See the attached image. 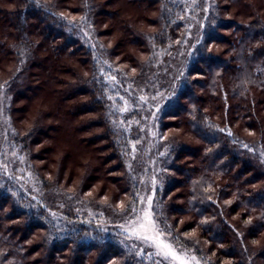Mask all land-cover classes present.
I'll return each instance as SVG.
<instances>
[{"label": "trees", "instance_id": "1", "mask_svg": "<svg viewBox=\"0 0 264 264\" xmlns=\"http://www.w3.org/2000/svg\"><path fill=\"white\" fill-rule=\"evenodd\" d=\"M13 1L15 10L7 15L9 20L5 25V37L12 38L10 50L5 51L15 63L10 74L11 81L8 80L12 83L10 91L14 99L11 116L16 96H22V91L28 86L18 78L29 77L30 69L38 66L47 71L51 68L52 64L48 61L37 58V51L43 42L53 61L63 53L79 55L78 61L83 71L69 92L80 91L89 97L80 106L94 113L91 122L98 123L101 129L94 138L104 141L103 147L108 151L105 159H108L109 168L112 169L111 179L115 185L109 204L116 207V201L123 203L124 209L116 207L114 212L123 214V210L125 213L131 208V203L136 202V196L142 189L141 181L145 187V179L140 176L138 161L132 163V157H126L122 152L131 150L125 138H121L122 128L117 118H114V102L102 94V86L98 83L99 67L91 46L67 31L65 23L63 25L54 11L46 7V1ZM92 1L94 4L90 13L99 30L101 5L97 0ZM129 1L145 2L146 15L143 20L154 28L139 35L133 33V43L140 48L137 55L125 52L135 67L134 75L139 79L146 74L147 66L154 64L152 43L161 49L174 44L182 39L180 32L184 25L175 22L172 7L176 0ZM238 1L241 0H209L214 17L207 22L202 36L204 48L201 51H205L183 64V87L176 101L168 104L160 113L158 130H169L170 127L178 129V123L165 119L180 118V123L201 145L180 143L172 157L167 156L162 160L161 167L158 166L162 169L160 175L163 177V173H166L167 176L164 177L162 188L157 190V197L159 203L164 205L167 216L161 219L163 230H170L175 239L185 238L184 232L191 231L207 240L209 250L199 237H192L203 250L214 252L212 263L231 260L232 264H249L252 254L255 261L264 264V246L255 250L249 246L264 231V166L250 154L256 143L264 139V125L257 113V104L264 103L257 96V91L261 92L260 96L264 95V16L250 3L246 14L250 19H224L223 15L229 12V6ZM71 9L73 13L77 12L78 5ZM130 24L127 23L128 26ZM222 30H229L230 34H224ZM35 33L40 39L34 37ZM212 42L226 43L224 57H219L207 48ZM114 52L111 49V53ZM37 61L42 63L37 64ZM234 120L240 121L247 130H257L259 136L240 133L231 122ZM39 123L35 122L36 125L24 133L18 128L16 130V134L21 136L18 140L28 161L36 171L34 134L43 129ZM180 157H189L193 161L181 165ZM91 168L85 171L77 192L87 188L88 183L92 185L94 179L91 178ZM179 176L185 177L184 185L178 180ZM136 180H139L138 184ZM51 181L46 180L44 188L50 187ZM256 182L261 184L253 186ZM6 184L5 178L0 180V259L5 264H144L135 253L124 249L115 237L110 241L104 238L99 242L93 238L86 244L75 243L69 239V235L54 237L46 215L36 217L34 206L30 210L24 207L28 203L27 198L23 194L13 195L6 191ZM55 185L60 188L58 179L51 186ZM177 188L179 192L181 189L184 191L178 193V196H185L184 204L173 202L177 197L173 191ZM106 191L108 188H99V193ZM48 194L42 199L51 205L54 198ZM74 200L81 204L85 202L78 200L77 196ZM157 210L161 211L159 207ZM239 211L241 214L238 218L244 219L245 224L240 225L233 219ZM184 218L186 221L178 227L177 221ZM33 237L37 239L33 241ZM189 239L186 243L195 244L191 237ZM35 249L39 250V255L32 257Z\"/></svg>", "mask_w": 264, "mask_h": 264}, {"label": "rangeland", "instance_id": "2", "mask_svg": "<svg viewBox=\"0 0 264 264\" xmlns=\"http://www.w3.org/2000/svg\"><path fill=\"white\" fill-rule=\"evenodd\" d=\"M43 1H46V7L54 11L63 25L65 23L67 31L79 36L91 46L99 67L98 83L102 86V94L114 102V118H117L122 128L121 138H125L131 150L122 152L126 157H132V163L138 161L140 176L145 179V187L143 188L141 181L142 189L137 196L135 194L137 200L131 203L129 210L125 213L122 210L123 214L114 212L117 208H124L121 202H115L117 208L109 204L115 185L111 179L112 169L109 168L108 159H105L108 152L103 147L105 142L94 138L101 129L98 123L91 122L95 116L91 109L80 106L89 97L80 91L69 92L83 71V66L78 61L79 55L63 53L53 61L50 59L49 49L44 48L46 43L43 42L37 51V58L48 61L52 64L51 68L47 71L38 66L30 69L29 77L18 78L28 86L22 91V96H16L11 116L10 109L14 99L9 79L15 63L12 61L13 57L5 51L10 50L9 43L12 40L5 37V25L9 20L7 15L13 13L15 5L13 0H0V180L5 178L7 181L5 190L13 195L23 194L28 201L24 207L30 210L34 206L36 217L42 218L46 215L54 237L69 235L70 240L79 244L89 243L93 238L99 242L105 240L104 238L110 241L115 237L124 249L135 253L138 260L144 264H214L211 261L215 256L214 252L206 251L209 250L207 240L191 231L184 232L185 238L175 239L170 230H163L161 219L167 216L164 213V205L159 203L157 197V190L162 188L164 177L167 176L166 173H163V177L160 175L162 160L167 156L172 157L173 151L180 143L201 145L198 139L187 132L186 126L180 123V118L165 119L178 123V129H158L160 113L168 104L176 101L178 92L183 87V64L205 51H201L204 48L202 36L205 34L207 22L214 17L213 11H210L211 3L209 4V0H176L172 11L175 22L184 25L180 32L182 39L169 44L165 49L152 43L154 64L148 65L146 74L137 79L134 75L135 67L125 52L137 55L140 50L133 43V33L139 35L154 30L143 20L146 15L145 2L97 0L101 5L98 16L101 32L99 35L90 13L94 4L92 0ZM250 3L264 16V0H241L229 6L230 10L223 15L224 19H250L246 17ZM74 5H78L75 13L71 9ZM127 23L131 24L128 26ZM222 32L230 34L229 30ZM37 35L38 33H35L34 37L38 39ZM207 48L219 57H224L227 45L212 42ZM111 49L115 52L111 53ZM41 63L42 61H37V64ZM260 94L261 92L257 91L259 100L262 98L264 101V95ZM257 113L264 125V103L257 104ZM37 121L41 122L39 124L43 129L34 134L37 158L34 161L38 167L36 171L28 161L20 139L18 140L21 136L16 134V130L18 128L24 133L26 129L36 125ZM231 122L240 133L257 135V130L245 129L240 121ZM250 154L264 166V139L256 143ZM187 161L192 162L193 159L180 157L179 164L186 165ZM88 167H93L91 178L94 181L92 185L88 183L83 191L77 192L76 189L80 186ZM50 179H58L60 188L57 185L52 187L53 181L50 187L44 188L46 180ZM179 179L184 185L185 177L179 176ZM136 183L138 184L139 180H136ZM259 184L261 183L256 182L253 186ZM101 186L108 188V191L99 193ZM181 190L179 192L177 188L173 191L175 197L177 195L173 202H186L183 194L178 196V193H184L183 189ZM48 193L51 194L50 198H54L51 205L42 199L45 194L49 196ZM76 196L78 200L85 202L81 204L74 200ZM158 207L161 211L157 210ZM110 208L113 210H109ZM107 209L110 212H106ZM147 213L151 214V220L159 230L158 235L149 227ZM240 214L241 211L233 219L240 225L245 224L244 219L238 218ZM181 220L177 221L178 227L186 221L185 218ZM140 236H153L155 239H142ZM190 237L191 241L199 237L206 249L203 250L196 240L195 244L186 243ZM35 239L37 238H32L33 241ZM161 244L171 245L175 256L165 257L159 246ZM249 246L254 250L263 247L264 231L259 233L258 238ZM31 255L37 257L39 250H33ZM3 263L5 264L0 259V264ZM217 264H232V261L224 260ZM249 264H259L252 254Z\"/></svg>", "mask_w": 264, "mask_h": 264}, {"label": "snow or ice", "instance_id": "3", "mask_svg": "<svg viewBox=\"0 0 264 264\" xmlns=\"http://www.w3.org/2000/svg\"><path fill=\"white\" fill-rule=\"evenodd\" d=\"M146 218L149 220V227H151L152 230H153L154 232H156L157 235H158V234H159V230H157V229L155 228V223L151 220V214H150V213H147V214H146ZM142 227H143V225H142ZM139 238H142V239H149V240H154V239H155V237H153V236H140ZM159 246H161V248H162V254H163L165 257H167L168 255H173V256H175V253L172 252V250H171V245H168V244H161V245H159Z\"/></svg>", "mask_w": 264, "mask_h": 264}]
</instances>
